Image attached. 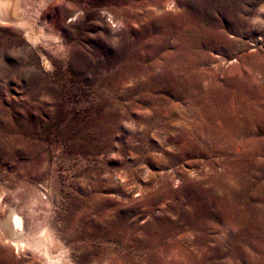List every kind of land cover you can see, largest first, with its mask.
Wrapping results in <instances>:
<instances>
[{"label": "rangeland", "instance_id": "374dc122", "mask_svg": "<svg viewBox=\"0 0 264 264\" xmlns=\"http://www.w3.org/2000/svg\"><path fill=\"white\" fill-rule=\"evenodd\" d=\"M16 11L20 27L0 18V264H44L11 243L17 204L20 235L44 229L66 264H264V117L247 116L263 147L252 154L201 116H245L247 100L264 111V0H19ZM182 16L222 36L197 45L196 94L159 79Z\"/></svg>", "mask_w": 264, "mask_h": 264}, {"label": "bare ground", "instance_id": "6f19581e", "mask_svg": "<svg viewBox=\"0 0 264 264\" xmlns=\"http://www.w3.org/2000/svg\"><path fill=\"white\" fill-rule=\"evenodd\" d=\"M18 9L19 0H0V18L3 19V21L15 20V23L18 26L21 25V23H18V20L16 19V10ZM177 21L181 25V30H179L178 34L176 35L177 40H179L181 44L178 46L176 53L174 54L170 52L162 53V60L159 62V66L161 69V75L159 76V79L162 78L166 79L167 81H177L181 92L185 93V89L190 88L196 94L198 92V86L196 82L198 77L197 66L207 60L206 56L203 55V52H199L197 54V45L200 43V39H203L204 42H206V40L209 41L217 37L222 38V36L219 34H211L208 32V30L205 29H195L196 22L192 16H182L178 18ZM163 27L164 28L162 29L165 33L172 31V27L169 24L165 23ZM24 28L26 36L30 35L32 38L36 37V34H32V26L27 25ZM195 36H198L199 38L194 39L193 37ZM199 93L202 94L203 91ZM209 93L212 94V87H210ZM258 94L259 93L253 92V90H251L249 98H254L257 100L259 96ZM258 105V103H253L248 100L241 102L237 109L243 111L244 114H246L245 116L238 115L233 107H231L232 109H230L229 107L226 108L228 111H230L229 114H223L220 111H210L209 113L203 112L201 116L205 118H208L209 116L207 126L210 127V129L216 130V135H219V132L226 134V137L228 138L227 140L221 138V136L219 135L221 143L224 142V145L230 146V148L234 149H238V145H242L244 149L250 147L248 152L254 154L256 152L263 151V147L261 145V140L254 136L252 124H249L247 122V119H249L247 118V116L253 115V117L250 118L252 120L255 119L256 121H259L260 118L264 117V111L261 109L262 106L259 105L261 107L260 108ZM202 108H204V106ZM212 117L216 118L215 124L211 122ZM191 123H193V120H191ZM254 149H257L258 151H254ZM250 156L252 155L250 154ZM17 208L19 209V211ZM20 211L23 212V208L21 205L17 204L15 210L12 209L11 211H9V218L4 225V227L9 228L13 231L14 238L11 239V243L17 248L27 247L29 251L35 257L39 258L44 264H66L62 253L53 250L51 239L44 229L38 230V232H35L34 234L32 233L31 235H20V227L22 223L21 221L23 220V218L19 217ZM24 215L25 217H27L26 227L29 228L27 213L25 212Z\"/></svg>", "mask_w": 264, "mask_h": 264}]
</instances>
